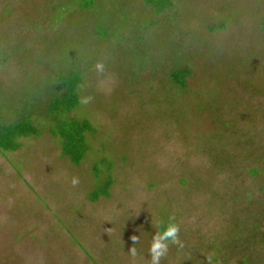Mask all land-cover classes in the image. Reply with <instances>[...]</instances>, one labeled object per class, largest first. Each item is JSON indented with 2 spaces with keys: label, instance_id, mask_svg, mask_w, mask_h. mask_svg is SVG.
<instances>
[{
  "label": "rangeland",
  "instance_id": "1",
  "mask_svg": "<svg viewBox=\"0 0 264 264\" xmlns=\"http://www.w3.org/2000/svg\"><path fill=\"white\" fill-rule=\"evenodd\" d=\"M154 2L0 0V124L41 130L0 148V264H151L169 217L161 264H264V0ZM72 71L80 164L51 132Z\"/></svg>",
  "mask_w": 264,
  "mask_h": 264
},
{
  "label": "trees",
  "instance_id": "2",
  "mask_svg": "<svg viewBox=\"0 0 264 264\" xmlns=\"http://www.w3.org/2000/svg\"><path fill=\"white\" fill-rule=\"evenodd\" d=\"M96 0H86L85 7L94 6ZM171 0H155L153 6L158 12L171 7ZM226 24L219 27L224 28ZM190 74L188 69H177L172 72V79L181 87L186 85V78ZM59 83L64 87V92L52 101L51 113L56 116V125L51 132L62 138V149L64 156L74 164H80L89 150L86 134L92 130L89 120L80 121L71 113L77 107L80 101L78 93L82 84V75L79 71L61 74ZM66 115V117H63ZM41 132L31 118H23L16 122L0 124V148L16 150L20 147L18 139L31 135H38ZM111 181V180H110ZM112 183H108L109 190ZM99 196V193L97 194ZM95 200V199H94Z\"/></svg>",
  "mask_w": 264,
  "mask_h": 264
},
{
  "label": "clouds",
  "instance_id": "3",
  "mask_svg": "<svg viewBox=\"0 0 264 264\" xmlns=\"http://www.w3.org/2000/svg\"><path fill=\"white\" fill-rule=\"evenodd\" d=\"M78 178L73 177L71 183L75 186L78 183ZM179 225L174 222V217H169L166 223L161 222L159 231H156L152 236L149 254L151 257V264H161L162 258H164L169 251V246L172 244L183 246L182 241L179 238ZM134 244H138L140 237L132 236ZM133 255L136 254L134 247L130 250Z\"/></svg>",
  "mask_w": 264,
  "mask_h": 264
}]
</instances>
